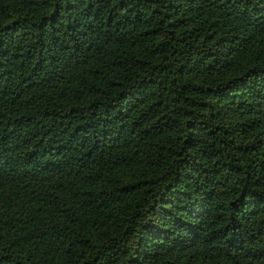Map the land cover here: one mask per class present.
Wrapping results in <instances>:
<instances>
[{"label": "trees", "instance_id": "1", "mask_svg": "<svg viewBox=\"0 0 264 264\" xmlns=\"http://www.w3.org/2000/svg\"><path fill=\"white\" fill-rule=\"evenodd\" d=\"M0 264H264V0H0Z\"/></svg>", "mask_w": 264, "mask_h": 264}]
</instances>
